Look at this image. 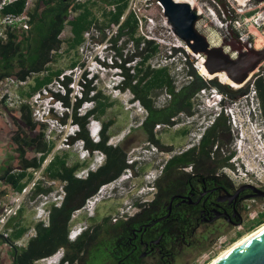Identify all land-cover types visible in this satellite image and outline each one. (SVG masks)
Returning <instances> with one entry per match:
<instances>
[{"label": "flooded vegetation", "instance_id": "1", "mask_svg": "<svg viewBox=\"0 0 264 264\" xmlns=\"http://www.w3.org/2000/svg\"><path fill=\"white\" fill-rule=\"evenodd\" d=\"M219 3L230 14V4L225 0H219ZM237 45H241L243 50L241 41H237ZM224 49L230 53L226 46ZM230 54L233 57L238 55ZM217 93L222 95L220 99ZM254 101L264 123V84L254 88L247 83L239 88L235 83L203 87L190 102H180L179 106L189 107L188 110L158 122L156 118L147 116L146 108L140 101H132L142 106L144 116L138 117L136 124L128 126L116 142L112 139L115 122L109 124L107 133L110 136L105 144L123 147L128 156L137 146L144 150L155 148L157 153L168 155L160 165L151 197L134 198L129 205L122 202L117 205V211L114 208L109 212L96 209L91 216H86V224L76 237L79 243L60 246L65 252L61 264H203L220 248L262 226L264 135L250 143L241 142L239 130L234 129V107L238 104L247 107ZM164 104L154 102L153 106L159 108ZM109 120L105 116L97 118L91 115L88 118L86 126L93 141L102 142V129ZM94 122L101 125L98 139L94 138L90 129ZM155 122V126L151 127L150 124ZM71 123L74 128L69 134L68 146L89 151L88 154L84 152V160L79 161L81 166L71 169V175L86 177L105 162L107 153L102 147H87L86 140L78 138L81 125ZM145 123L148 125L145 126ZM117 129L122 131L124 128ZM150 129L155 134L153 138H150ZM0 131L9 135L11 142V132H5L2 127ZM167 133H172V136L165 140L163 135ZM252 150L254 155L250 156L248 152ZM174 157H178L177 160L167 167L168 161ZM131 162L128 168L133 169L135 177L148 175V169L139 168L138 163L132 166L139 161ZM14 165L9 159L8 163L3 162L0 169L9 174L16 169ZM70 166H74V162ZM80 171L85 172L84 175H80ZM3 178L4 175H1L0 180ZM159 178H164L167 190L163 191V184H155ZM36 198L31 201L34 208L38 203ZM63 200L53 204L51 209L62 205ZM5 208H1L2 211ZM87 209L92 211L94 208ZM50 214L46 221L38 220L36 223L47 226ZM12 217L0 230V264H15L20 246L26 247L36 235L34 224V233L28 236L25 243L16 244L4 237L6 225ZM2 249H6L8 258L2 257Z\"/></svg>", "mask_w": 264, "mask_h": 264}, {"label": "trees", "instance_id": "2", "mask_svg": "<svg viewBox=\"0 0 264 264\" xmlns=\"http://www.w3.org/2000/svg\"><path fill=\"white\" fill-rule=\"evenodd\" d=\"M26 4L27 0H16L5 5L0 13L3 15L21 14L25 11ZM128 5L129 0H36L28 12L29 28L11 30L8 32L7 39L0 41V80L9 77L28 80L32 77L26 86L18 89V96L25 101L17 109H9L12 128L6 129L8 124L4 120V113H0V128H4L5 132H11V146L16 152V163H14L16 169L11 170L9 174L4 171L2 182L10 186L13 191L21 192L33 178V172L42 167L47 156L54 149L55 142L46 140L45 137L48 121H35L33 108L26 101L54 80L58 81L65 92L50 90L51 99L61 101L66 110L58 114L51 107L46 117L60 121L61 125H66L68 119L79 123L81 130L78 132V138H84L90 149L102 147L107 153L105 162L86 177L71 175V169L78 168L81 163L75 161L74 166H70L67 154L61 156L55 153L48 161L43 169V176L52 183L44 184V181H39L30 198L35 199L39 194H48L61 188L65 193L63 204L52 207L50 223L47 226L35 223L36 235L30 239L26 247L20 246L15 264H35L36 259L51 256L63 244L79 243V240L71 241L69 238L74 213L85 206L86 202L97 194L101 186L117 180L125 170L129 169V164H132L128 159L127 150L123 147L105 144L110 136L107 133L108 126L115 122L116 117L110 118L104 124L102 142H95L91 139L86 126L88 118L91 115L97 118L105 116L115 101L97 89L95 82L98 77L89 76L86 69L81 72L77 81L81 94L80 96L76 94L72 100L73 89L70 84L73 83L74 77L63 74L64 68H53L51 65L55 60L54 54L62 48L64 43H66L67 53L78 52L79 47L86 41V33L91 29L99 31L100 37L97 39L99 42H105L108 36L107 28L119 25L117 35L109 39L110 48L115 50L117 58H121L120 63L116 58L113 64L122 76L119 88L131 91L133 94L131 100L140 101L146 108L147 116L156 118V122L163 120L164 117L176 115L182 110H188L189 107L179 106L180 102H190L201 88L221 84L212 78L207 79L190 59L186 60L188 67L186 80L180 87L176 84L169 67L152 66L149 61L158 54L160 48L153 41L144 42L142 36H136L138 23L134 13L129 12L122 20ZM67 26L70 28L71 35L62 39L61 34ZM124 36H127L129 41H133L134 51L129 55L123 52L125 45H118L119 40ZM235 38L240 42L238 35ZM78 62V57L74 56L69 66L74 68ZM103 64L108 65L105 61ZM261 84H264V67L255 75L252 87H259ZM158 90L166 94L164 102L166 104L159 108L153 106L156 102L153 94ZM87 101L94 105L82 113L81 110ZM156 122L150 124L151 127L155 126ZM146 125L148 123H145ZM149 132L150 138H153L155 135L153 129ZM69 137L70 135L68 139ZM177 158L170 159L167 167ZM137 163L135 162L132 166ZM164 178L157 179L155 184L161 186ZM163 185V191L167 190L165 182ZM0 193L5 192L0 191ZM24 211V207L17 211V214L7 223L6 235H3L16 244L29 229V225L23 219Z\"/></svg>", "mask_w": 264, "mask_h": 264}, {"label": "rangeland", "instance_id": "3", "mask_svg": "<svg viewBox=\"0 0 264 264\" xmlns=\"http://www.w3.org/2000/svg\"><path fill=\"white\" fill-rule=\"evenodd\" d=\"M36 0H27L26 7H28V11L34 6ZM84 1V0H83ZM209 4L212 3L211 0H208ZM226 3H233L234 7L231 8V12L229 15H232L234 19H238L239 23H241V26L238 24L229 25V26H221V23L216 20L215 14L219 15L222 19V12L221 10L216 7V13L209 10L206 6L203 7V16L200 18V21L197 24L198 29L204 33L212 45H224L226 46V50H229L230 53L233 55L238 54V50H235L233 46L237 47V41H236V35H238V39L243 43L244 48L243 50H248L250 48L255 49H263L264 48V1L258 2L256 0H225ZM231 5V4H230ZM154 12L155 10L152 9ZM112 28V27H111ZM107 28V30L111 29ZM106 30V31H107ZM71 35L70 28L67 26L63 33L61 34L62 39H66L68 36ZM138 32L136 36H138ZM169 38L174 39L173 35H169ZM95 37V39L93 38ZM100 37V33L98 30L91 29L89 32L86 33V41L79 47L78 52L71 51L70 53H67L65 51L66 43L62 45V48L54 54V61L51 63L53 68L62 67L64 68L63 74H68L74 77V81L72 84H70V87L73 89V93L71 95L72 100H74V96L80 89L77 90V84L78 79L81 75V72H83L85 69L89 72V76H95L98 77L96 80V86L98 90H101L104 92V94L109 95L112 100L115 101V104L110 107L107 110V113L105 115V118H113L116 117L115 120V126H114V136L113 141L116 142L120 137L123 136L124 132L128 130V126L132 124H136L138 122V117L144 116L145 112L142 106L137 103H132V97L133 94L128 89H116V82L118 81V75H119V69L116 68L115 65H113L116 61L117 54L115 50H112L111 48L105 49V42H99L97 39ZM240 37H243L245 39V42L241 40ZM225 39L228 41L224 42ZM126 41H128L126 43ZM133 41L128 40L127 36L122 37L118 45L124 46V54L129 55L134 51L133 47ZM160 48V47H159ZM165 51L164 48H160V51L158 54L151 58L149 63L154 67H163L167 66L170 69L171 74L174 76L176 80V84L178 87L182 86L183 83L186 80V72L188 70L187 65H184L181 67L180 61L176 60H164L163 52ZM76 56L79 59V62L76 67L72 68L70 63L72 62L73 57ZM190 59L194 66L197 67L198 71L199 67L202 64V61L205 62V56L204 54H201L197 56V58L191 56ZM184 60V58H183ZM108 63L106 66L103 64V62ZM182 61V59H181ZM117 62H121V58H117ZM264 66V60L261 62L259 67L257 68L254 77L247 82V84H250L252 86V82L255 78V75L259 73ZM259 71V72H258ZM202 74V73H201ZM204 75V74H203ZM217 77H213L212 79H217L220 83H226L229 84L230 82L235 83L236 87L239 88L238 83L230 79L226 73L224 72H218ZM207 79L206 75H204ZM223 77L225 80L222 81L221 78ZM32 77L28 78V81H30ZM28 83V82H27ZM22 86H9V92L11 93L12 99L11 100H5L0 99V113H4L5 121L9 125L10 128H12V117L10 116V110L9 109H17L25 99L20 98L18 96V89L24 87L27 85ZM47 87L49 95L43 94L41 99L38 102H32L31 98L27 99L26 101L31 104L33 108V117L35 121H41V116L39 115L41 112L45 115V120L48 121V127L46 130V140H51L55 142V147L52 150V152L47 156V159L44 161L42 167L38 170H35L33 173V178L30 180V182L27 184L29 185L34 180L38 183L39 181H44V184H51L52 182L47 181L44 178L43 169L47 165L48 161L55 155V153H58L59 155L63 156L67 154L69 156L68 161L69 164L75 161H82L84 160L85 154L82 149H80L78 146L75 147H69L65 141L64 138L66 137V133L69 132V130L72 129L71 127V120L68 119L67 126L64 124L61 125L56 120L50 119L46 117V113L48 109L51 106H54V112L61 114L63 112V109L61 108V105L53 104L50 102V90L56 91L60 89V85L58 84L57 80H54L52 83H50ZM51 87L53 89H51ZM62 87V86H61ZM74 87V88H73ZM61 91L64 93L65 89L61 88ZM2 92H0L1 95ZM253 95V94H251ZM166 94L164 91H155L153 94V98L155 99L157 104H163L165 102ZM3 103H2V102ZM22 101V102H21ZM247 104V103H244ZM94 103L88 102L84 103L83 109L81 110L82 113H84L86 110L93 107ZM71 111V109H70ZM137 120V121H136ZM44 121V120H43ZM122 127L124 128L122 131H118L117 128ZM172 133H167L166 135H163V138L168 140L171 138ZM145 151L141 147L137 146V148L134 149V152L131 153L128 156L129 161L133 160L135 161L137 158L139 159L138 167L141 169H148L146 172L147 176H139L135 177V173L133 169H127L123 172V174L113 183L109 184L108 186H105L107 188V193L105 194L104 198H102L101 201L98 202L94 209L92 211H89L86 206H88L90 203L86 202L85 206L78 209L72 218L71 221V230L77 229L79 227H82L86 224L85 217L91 216L96 209H99L101 212H109L110 209L114 208V211H117V205H120L122 202L127 203L126 205H129L131 202H133L134 198H150L151 193L153 192L151 188H147L146 185L149 184V181H153L159 174L160 165L164 162V160L168 157L165 153H156L155 155L149 156L146 159H141L140 155L141 152ZM263 152V150H262ZM250 156L254 155V151L248 152ZM242 154V153H241ZM243 155V154H242ZM257 158V157H256ZM10 161L14 164L16 163V152L11 147V142L9 141V135H7L4 132L0 131V166L3 164L4 161L6 163ZM255 159V157H254ZM42 169L41 173L40 170ZM3 170L0 169V176L2 175ZM85 172L80 171V175H84ZM123 175H128L129 178L127 179H121ZM127 176V177H128ZM0 191H4V194L0 193V209L3 207H15L17 203L15 202V198L19 196L17 192L13 191L10 186L5 185L0 180ZM33 191V190H32ZM31 191V193H32ZM60 192H63L61 188H58L57 190H54V194H59ZM31 193H29L27 196H25L24 200L21 203V207H24V216L23 219L25 223L29 225V229L26 232V234L17 241L18 244L25 243L28 236L34 233L33 225L39 220L36 214V209L33 207L32 200L30 198ZM97 205L99 208H96ZM20 207V208H21ZM131 209V208H130ZM122 210V209H121ZM6 211L2 209L0 210V215L5 214ZM6 216V214H5ZM14 216V215H13ZM264 224V223H263ZM261 226V225H260ZM258 226L257 228L259 229ZM257 228H254L248 233H245L241 237L237 238L236 241L239 239H243V237L253 233L254 230ZM6 230V228H5ZM71 232V231H70ZM230 243L229 245H226L222 249L220 248L217 250V252L210 257L208 260H206L203 264H209L212 261H214L217 257H219L222 253L225 252V250L230 247L236 242ZM240 241V240H239ZM237 243V242H236ZM235 243V244H236ZM234 246V245H233ZM229 248V249H230ZM1 249V247H0ZM226 250V251H227ZM2 257L8 258L9 255L6 252V249L1 250Z\"/></svg>", "mask_w": 264, "mask_h": 264}, {"label": "built area", "instance_id": "4", "mask_svg": "<svg viewBox=\"0 0 264 264\" xmlns=\"http://www.w3.org/2000/svg\"><path fill=\"white\" fill-rule=\"evenodd\" d=\"M16 0H0V10L3 9L5 5H8ZM195 3V9L200 17L203 16V7L206 6L209 10L216 13V7H218L221 12L223 18L221 19L219 15L215 14L216 20L221 23V26H229L234 24H238L241 26V23H239L238 19H234L232 15L227 14V12L222 9L219 0H211L212 3L208 0H193ZM231 8L234 7L233 3H230ZM216 6V7H215ZM152 9L155 11L153 12ZM28 7H26L25 11L21 14H1L0 13V41H4L8 37V32L14 29H28L29 28V13H28ZM132 12L135 15V18L138 23V34L143 37V41H153L155 44H157L160 48H164L165 51L163 52V59L168 60H176L180 61L181 67L186 65V60L190 58L191 56L197 58L200 53H194L190 47L180 38L178 35L174 32L171 24L168 21V18L165 14V8L161 2V0H129L128 9L126 11V14L122 17V20L125 18V16ZM200 21V20H199ZM198 21V22H199ZM198 24V23H197ZM118 27L119 25L113 26L111 29L107 30V40L106 42L110 43V40L113 36H116L118 33ZM167 34L173 35L174 39L169 38ZM243 42H245V39L243 37H240ZM192 51V52H191ZM201 55V54H200ZM184 58V60H183ZM182 59V61H181ZM201 67V66H200ZM199 67V70H200ZM28 82V80H22L18 78L9 77L6 79L0 80V99L11 100L12 96L9 92V86L15 85L17 87L25 85ZM59 84V83H58ZM60 85V84H59ZM49 87H43L39 92H37L33 97H31V101L38 102L43 94L49 95L48 92ZM64 89L60 85L61 90ZM51 89H53L51 87ZM204 91V90H203ZM222 95L217 93V97L220 98ZM51 98L50 96H48ZM22 102V101H21ZM56 104L61 105V108L63 107L62 111L66 110V107L62 104L61 101L56 102ZM56 108V107H55ZM41 116V121L45 120V113L42 114L39 112ZM62 113V112H61ZM99 123H93L90 127L92 135L94 138L98 139V127ZM63 125V124H62ZM66 124L65 126H67ZM100 125V124H99ZM72 127V125H71ZM74 128V127H72ZM71 130L66 133V137L64 138L65 143H68V136L70 134ZM68 145V144H67ZM86 156V154H85ZM42 169L40 172L41 173ZM128 176V175H127ZM126 175H123L121 179H124L127 177ZM37 182L34 180L29 185H26L21 192H18L17 199L15 198V202L17 205L15 207H6L4 210L6 211L5 214L0 215V230L4 229V225L6 221L12 217L13 215H16L17 211L21 207V203L24 200L25 196H27L31 191L35 188ZM63 191V190H62ZM64 191L60 192L59 194H54L53 192L48 194H39L36 198L38 201L35 209L36 214L39 220L46 221L50 214V209L53 204H59L64 198ZM98 194V193H97ZM95 194L93 197H91L87 202L90 203L94 197H96ZM82 230V227H79L77 229H73L70 232L71 238H76L80 231ZM58 260V255L54 254L46 258L39 259L35 262V264H56Z\"/></svg>", "mask_w": 264, "mask_h": 264}, {"label": "water", "instance_id": "5", "mask_svg": "<svg viewBox=\"0 0 264 264\" xmlns=\"http://www.w3.org/2000/svg\"><path fill=\"white\" fill-rule=\"evenodd\" d=\"M161 2L174 32L194 53L204 54L205 66L211 74L224 72L233 81L244 84L254 77L264 60V48L242 50L241 45L233 46L238 50L237 57H233L225 51L224 45H212L208 37L198 29L197 23L201 17L188 2ZM213 264H264V229L225 253Z\"/></svg>", "mask_w": 264, "mask_h": 264}, {"label": "clouds", "instance_id": "6", "mask_svg": "<svg viewBox=\"0 0 264 264\" xmlns=\"http://www.w3.org/2000/svg\"><path fill=\"white\" fill-rule=\"evenodd\" d=\"M104 45H106L105 49L107 47L110 48V43L105 41ZM121 80H122V76L119 74L118 75V81L116 82V89L120 90L119 84H120ZM77 85H78L77 86V90L80 89V92L78 91L76 94L80 96L81 88H80L79 83ZM56 91H58V90H56ZM50 97H51V95H50ZM251 97H253V95ZM51 98H50V102H52L53 104H56V102H58V101H55L54 99H51ZM88 102L89 101H87L85 103H88ZM51 107L55 108L54 106H51ZM234 110H235L233 112L234 115H235L234 129L235 130H239L241 142L248 141L250 143V141L253 142L256 138H260L261 135H264V123L262 122V120L260 118V115L258 113L259 109H258L257 102L254 101L250 106H247V107H244L243 105L239 106V104H238V105H236L234 107ZM98 127H99V130H100L101 129V125L98 124ZM84 152H86V154L89 153L88 150H86ZM141 153L142 154L140 155V158L141 159H146L149 156L155 155L157 153V151L154 148L152 150L151 149L145 150V151H143ZM136 161H139V159L137 158ZM127 178H129V176L124 178V179H127ZM155 179L153 181H149V184L146 185V187L147 188H151L153 190ZM111 183H113V182H111ZM111 183H109V184H111ZM109 184H105V185L101 186L99 191L102 190L105 186H108ZM99 191L97 193H99ZM64 196H65V194H64ZM69 238H70L71 241H74L76 239V238H74V239L71 238L70 234H69ZM54 254L58 255V260H57L56 264H61L62 259L64 258V255H65L64 249L63 248H59ZM54 254H52V255H54Z\"/></svg>", "mask_w": 264, "mask_h": 264}, {"label": "bare ground", "instance_id": "7", "mask_svg": "<svg viewBox=\"0 0 264 264\" xmlns=\"http://www.w3.org/2000/svg\"><path fill=\"white\" fill-rule=\"evenodd\" d=\"M176 1H180V2H188L192 7H196L195 3L193 0H176ZM192 52V51H191ZM200 55V54H199ZM200 71L202 74L206 75L208 78H213V77H217V73L216 74H211L206 66H205V62L202 61L201 67H200ZM259 72V71H258ZM221 78L222 81L225 82V80L223 79V77L219 76ZM229 84H233V82H230ZM242 85H244V83H238V86L241 87ZM242 148V147H241ZM107 193V188L104 187L102 190L99 191V193L96 195V197L93 198V200L90 202V204L88 206H86L87 208L93 209L95 207V205L102 200V198H104L105 194ZM262 229H264V224L257 230H255L253 233L247 235L246 237H244L243 239H241L240 241H238L236 244H234V246H232L230 249H228L227 251H225L224 253H222L219 257H217L214 261H212L210 264L215 263L218 259H220L225 253H227L228 251H230L231 249L235 248L237 245H239L240 243H242L244 240H246L247 238H249L250 236L254 235L255 233L261 231Z\"/></svg>", "mask_w": 264, "mask_h": 264}]
</instances>
